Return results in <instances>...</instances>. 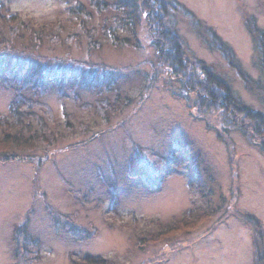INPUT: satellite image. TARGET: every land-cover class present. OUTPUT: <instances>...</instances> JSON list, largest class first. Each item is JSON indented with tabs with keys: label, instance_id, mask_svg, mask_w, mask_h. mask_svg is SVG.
Instances as JSON below:
<instances>
[{
	"label": "rangeland",
	"instance_id": "374dc122",
	"mask_svg": "<svg viewBox=\"0 0 264 264\" xmlns=\"http://www.w3.org/2000/svg\"><path fill=\"white\" fill-rule=\"evenodd\" d=\"M77 1L88 2L0 0L37 23L65 22L67 5ZM164 1L179 4L169 12V24L185 57L212 65L241 102L264 113V55L247 28L253 17L264 31V0ZM141 19L135 46L116 49L105 43L89 52L84 38L79 47L76 42L55 50L47 45L20 57L70 71L72 81L63 82L62 89L47 81L45 93L32 96L28 88L22 93L48 104L56 116L69 111L76 125L94 117L85 103L113 98L117 89L133 103L89 134L68 137L46 151L19 152L28 160L0 157V264H72L70 258L84 264L86 254L115 264H255L257 232L241 215L260 220L264 248V152L237 130L217 134V121L197 114L192 97L158 63ZM197 25L210 27L232 49L233 62L257 82V90H249L228 60L204 42ZM72 30L79 32L70 26L61 37ZM14 80L0 77V114L19 88ZM135 146L144 148L143 155L158 168L164 164L161 157L179 162L155 191L131 176L137 172ZM197 206L209 211L188 221L186 211ZM182 214L185 223L175 233L142 237L149 234L142 231L154 229L149 221L169 222ZM22 225L16 248L14 234ZM29 236L33 244L27 249Z\"/></svg>",
	"mask_w": 264,
	"mask_h": 264
},
{
	"label": "trees",
	"instance_id": "16d2710c",
	"mask_svg": "<svg viewBox=\"0 0 264 264\" xmlns=\"http://www.w3.org/2000/svg\"><path fill=\"white\" fill-rule=\"evenodd\" d=\"M178 9V3L164 0H88L87 3L77 1L67 5L65 10L69 17L65 22L57 20L37 23L33 21V17L23 16L19 11L11 10L0 2V77L6 74L9 79L14 77L16 84H19L7 111L0 114V157L4 161H9L19 156V152L53 149L68 137L89 134L100 125H109L113 118L119 116L133 103L131 97L117 89L113 98L103 97L96 99L93 104L85 103L83 106L92 109L94 117L90 121L80 120L76 125V121L70 118L72 114L69 111L65 110L63 116H56L48 104L39 101L41 104L39 105L38 100L32 97L38 91L41 94L46 92L44 84L47 81L62 89L63 82L71 78L70 71H64L60 65L50 68L46 64L33 63L29 58L20 59V57L40 53L41 48L47 45H53L55 50L65 45L70 47L76 42V46L79 47L80 41L84 38L87 39L86 49L89 52L101 48L105 43L116 49L135 46L134 41L141 25V18H144L145 31L154 47L158 63L169 69L171 78L179 83L178 87L185 92L187 98L192 97V105L197 108V114L206 118L208 122L210 118L216 120L217 134H223L229 129L237 130L246 140L258 145L264 152V113L241 102L227 81L213 71L212 65L202 60L190 62L185 57L180 36L169 24V12ZM183 11L185 14L190 13L186 9ZM248 18L247 28L254 40V46L264 55V31L256 26L253 17ZM197 23L199 24V21ZM69 25L79 29V32L68 31L67 36L61 37V32L67 30ZM196 30L210 48L219 51L228 60L230 66L237 70L249 90H257L260 87L241 71L236 61L233 62L232 49L210 27L197 25ZM26 72L30 75L28 74L26 81H22ZM80 75L79 72L74 81H77ZM26 88L33 89L32 96L22 93ZM36 107L39 111L35 109ZM218 137L222 135L219 134ZM134 150L137 172H131V176L140 180L151 191L161 186L170 166L179 165V162L177 163L173 158L169 160L161 157L159 159L164 161V164L158 168L147 158H150L149 155L146 154L147 157L143 155L144 148L135 146ZM151 155L157 157L156 153ZM19 157L28 160L27 157ZM197 208L186 211L185 214L189 216L188 221L199 218L198 212L202 214L204 211H209V208L201 206ZM194 214L196 218H193ZM241 216L257 232V235L253 236L255 264H264L261 222L252 214ZM148 223L154 229L142 231L143 234L149 233L142 236L144 240L153 238L155 233L159 235L175 233V229H179L185 220L182 214L178 218L173 216L169 222L159 220ZM17 229L13 238L16 248L17 235L25 231V225ZM29 244H33L31 237L26 245L27 249ZM16 248L14 253L18 256L20 254L16 253ZM69 260L72 264H77L71 258ZM82 261L84 264H115L109 259L87 254L83 256Z\"/></svg>",
	"mask_w": 264,
	"mask_h": 264
}]
</instances>
